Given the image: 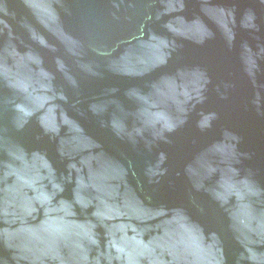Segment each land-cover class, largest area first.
I'll return each mask as SVG.
<instances>
[{"label":"water","instance_id":"obj_1","mask_svg":"<svg viewBox=\"0 0 264 264\" xmlns=\"http://www.w3.org/2000/svg\"><path fill=\"white\" fill-rule=\"evenodd\" d=\"M0 264H264V0H0Z\"/></svg>","mask_w":264,"mask_h":264}]
</instances>
